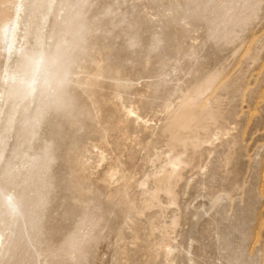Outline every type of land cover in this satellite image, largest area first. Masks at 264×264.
Here are the masks:
<instances>
[{
    "label": "rangeland",
    "instance_id": "obj_1",
    "mask_svg": "<svg viewBox=\"0 0 264 264\" xmlns=\"http://www.w3.org/2000/svg\"><path fill=\"white\" fill-rule=\"evenodd\" d=\"M260 3L52 1L26 47H73L60 89L14 104L0 264H264ZM176 137L198 147L172 151ZM175 155V200L159 189L147 208L150 176Z\"/></svg>",
    "mask_w": 264,
    "mask_h": 264
},
{
    "label": "bare ground",
    "instance_id": "obj_2",
    "mask_svg": "<svg viewBox=\"0 0 264 264\" xmlns=\"http://www.w3.org/2000/svg\"><path fill=\"white\" fill-rule=\"evenodd\" d=\"M52 1L53 0H0V157L4 153V148L8 144L10 131L13 129V121L16 114L14 104L25 100H28L31 104L40 96L50 98L52 96L51 92L60 89L65 82V67L67 60L65 56H67L70 48L73 47V43L67 42L66 40L55 46L53 51H48V47L45 48L42 43L39 42L37 43L39 49L35 51L42 53V58L34 62H30L29 60L28 62L25 61V54L34 52L32 48L26 47L28 44L26 38L27 27L31 28L32 25L36 24L41 15L48 14L52 8ZM24 28H26V30ZM9 45L12 46L11 53L8 51ZM21 48L24 49L25 54H18L17 50ZM19 55L21 61L18 59ZM5 106L6 110L3 111ZM125 116L128 120L132 119L134 116L136 119L135 121L144 122V120L132 109H128L125 112ZM198 144L199 143L194 141H184L176 137L173 138L170 149L172 151H175L177 147H192L195 149L198 147ZM185 162L180 158V155H175L173 157L168 156L167 166L150 176L155 187V192L153 191L154 193L147 195L144 201L147 208L154 201L156 192L159 189L164 191L169 200H175L173 199L175 194L173 195L172 187L177 182L183 166L186 165ZM38 165L39 160L36 157L33 166ZM114 177H116L115 174L109 173L107 175V178L110 180ZM33 178H36V176L34 175ZM148 179L150 178L148 177ZM140 184L142 185H139L140 188L142 187L141 189H143L145 183L143 182ZM6 200L10 206V213L12 216L19 217V215L23 214L20 194L14 198L13 196L7 197ZM0 220H2L1 216ZM165 237L164 235L163 238ZM1 238H3V235L0 232V239ZM163 242V249L166 252V256L169 257L171 254L169 252L172 251L171 247L166 241ZM3 246L4 243L0 242V252Z\"/></svg>",
    "mask_w": 264,
    "mask_h": 264
},
{
    "label": "snow or ice",
    "instance_id": "obj_3",
    "mask_svg": "<svg viewBox=\"0 0 264 264\" xmlns=\"http://www.w3.org/2000/svg\"><path fill=\"white\" fill-rule=\"evenodd\" d=\"M252 7H255V5H252ZM259 7H260L261 11L264 12V0H261ZM8 51H9V53L12 52V46L11 45H9ZM17 52H18V54H25L23 48L18 49ZM25 58L27 60H29L30 62L38 61L39 59L42 58V53H40L38 51H34L31 54H25ZM6 75H7V73H6Z\"/></svg>",
    "mask_w": 264,
    "mask_h": 264
}]
</instances>
